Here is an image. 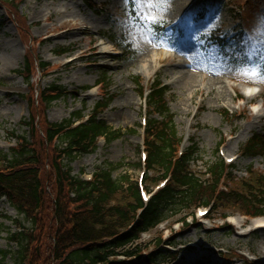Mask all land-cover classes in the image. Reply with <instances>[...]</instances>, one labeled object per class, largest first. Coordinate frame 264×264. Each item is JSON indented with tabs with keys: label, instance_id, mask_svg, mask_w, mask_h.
<instances>
[{
	"label": "rangeland",
	"instance_id": "1",
	"mask_svg": "<svg viewBox=\"0 0 264 264\" xmlns=\"http://www.w3.org/2000/svg\"><path fill=\"white\" fill-rule=\"evenodd\" d=\"M0 2L4 3L0 5V153L17 145L15 136L27 133L22 121L29 116L48 123H60L79 111L88 116L103 92H107L113 100L98 118L122 134L109 144L98 140L93 153L71 163V173L84 180L106 164H121L112 177L136 181L145 139L140 121L143 117L148 122L153 118L160 120L149 107L146 109L140 97L147 96L149 86L157 80L168 87L166 102L177 137L182 138L185 150L193 144L198 149L191 168L203 173L218 157L226 164L232 159L234 171L222 185L238 193L243 190V183L237 178L247 179L249 175L245 173L249 171L254 179L261 178L260 191L264 193V160L258 156L244 157L242 151L253 133L264 136V122L259 119L264 116L261 106L264 81L242 75L240 62L226 57L217 41H227L234 48L238 45L242 56L249 34L258 20L264 19V0H171L167 12L158 13L161 23L152 32L142 30L132 21V5L126 6L123 0H90L89 6L82 0ZM6 2L14 3L15 8ZM60 14L64 19L77 21L78 26L46 41L45 33L59 22ZM14 20L23 21V30L28 33L26 39H22ZM186 22L189 30L184 28ZM85 27L87 35L80 32ZM88 36L96 49L86 52L74 64L68 63L86 48L93 47ZM100 42L111 49L108 57L99 56L103 46ZM257 48L261 49L257 56L264 53L259 44ZM29 55L34 65L39 61L46 67L39 71L31 66L32 79L26 82L25 59ZM179 62L199 66L193 70L197 80L193 92L178 85L177 71H182L176 67ZM103 78H107L106 82ZM133 78L139 79L143 95L139 94ZM215 79L217 83L212 88ZM51 84L61 86L65 95L48 109L42 106L32 111L34 92ZM246 85H256L260 90L247 98L243 95ZM217 91L222 92L221 97L216 95ZM240 97L242 101H238ZM223 111L229 114L227 118ZM37 126L42 128V123ZM51 151L50 146L47 150L50 156ZM146 176L144 187L155 192L159 184L152 186L151 171ZM252 189L258 188L252 186ZM252 204L251 201L249 205ZM192 212L191 209L176 216L168 214V221L142 234L129 249L138 247L145 257L159 243L160 248L169 252L160 264H250L243 262L252 258L247 253L251 250L254 257H262L252 264H264V232L248 234L250 221L254 220L246 218L244 225L237 226L239 219H244L231 201L214 203L204 218L190 217ZM222 216L229 218L222 221ZM1 217L6 218L0 219V249H15L9 246L7 236L15 230L13 221L17 215L4 198L0 199ZM183 218H187V226L181 222ZM164 241L174 246L162 245ZM118 259L125 260L122 256ZM4 263L15 264V260L7 258Z\"/></svg>",
	"mask_w": 264,
	"mask_h": 264
},
{
	"label": "trees",
	"instance_id": "2",
	"mask_svg": "<svg viewBox=\"0 0 264 264\" xmlns=\"http://www.w3.org/2000/svg\"><path fill=\"white\" fill-rule=\"evenodd\" d=\"M82 1L90 5L89 0ZM13 4L8 3L15 8ZM22 22L14 20L22 39H26L28 33L23 30ZM222 49L229 57L240 60L227 45ZM33 65L31 56H27L26 82L32 79L29 68ZM34 67L42 71L46 64L38 61ZM133 83L142 95L139 79L133 78ZM63 90L51 84L34 92V101L30 103L32 111L42 106L48 109L65 95ZM167 91L166 86L155 80L147 96L149 109L160 120L153 118L147 125L146 167L154 176L153 185L166 177L168 182L146 204L141 200L136 182L127 177H112L121 164L98 168L89 181L71 173V163L93 153L99 139L109 144L122 134L98 118L113 100L109 93L103 92L102 99L95 103L85 121L80 111L60 123L36 121L33 115L22 121L27 133L15 136L17 145L0 153V199L4 198L17 215L13 221L15 230L9 231L7 236L9 246L15 249H0V264H5L7 258L15 260V264H140L142 261L160 264L168 252L160 248L159 243L145 257L138 247L129 249L128 246L137 241L141 233L165 221L168 214L176 216L181 211L209 205L211 201H231L253 217L264 215L261 178L254 179L250 175L249 179L238 181L243 183V190L223 192L219 185L227 179L232 166L216 158L206 167L208 178L203 179L205 175L190 166L198 152L196 144L177 156L180 138L165 100ZM223 112L227 118V113ZM76 122L79 123L74 126ZM38 123H42V128L38 129ZM50 146L51 156L47 153ZM243 150L245 157L264 159V136L254 133ZM251 201L253 204L249 205ZM182 220L187 225L185 219ZM1 227L0 223V233ZM120 256L125 260H119Z\"/></svg>",
	"mask_w": 264,
	"mask_h": 264
},
{
	"label": "snow or ice",
	"instance_id": "3",
	"mask_svg": "<svg viewBox=\"0 0 264 264\" xmlns=\"http://www.w3.org/2000/svg\"><path fill=\"white\" fill-rule=\"evenodd\" d=\"M123 3L132 5V21L140 25L142 30L152 32L161 23L158 13L167 12L171 0H123ZM261 37H264V19L258 20L249 34L248 44L239 61L241 74L251 80L264 81V53L260 54L258 60L254 59L261 50L257 45L264 48Z\"/></svg>",
	"mask_w": 264,
	"mask_h": 264
},
{
	"label": "bare ground",
	"instance_id": "4",
	"mask_svg": "<svg viewBox=\"0 0 264 264\" xmlns=\"http://www.w3.org/2000/svg\"><path fill=\"white\" fill-rule=\"evenodd\" d=\"M189 4V3H188ZM193 5H191L190 7H192ZM190 11V9H189ZM45 19L48 21L50 19V16H46ZM67 19V18H66ZM64 19V16L63 14H60V20L57 24L55 25H52V28L47 31L45 33V37L46 38V41H52L54 40L55 38H58L60 37L61 35H64L65 33L69 32L72 28L74 27H77L78 26V22L77 21H73V20H69V19ZM82 31H80L82 34H86L87 33L85 32L87 30V28H81ZM88 39L90 40V43L91 45H93V47H90V48H86L85 50H83L81 52V54L77 55L74 60L71 62V64H74V62H76L77 60H80L82 59L83 55L88 52V51H92V50H95L96 47H95V44L93 42V40H91L92 38H90L88 36ZM39 43H41L42 41L41 40H38ZM96 43V42H95ZM182 50H183V46H181ZM99 56H104V57H108L109 55V50L106 48V47H101L99 49ZM176 67H179L182 69V71H177V74L179 75L178 78H177V82H178V85L181 87V89H187L188 91L190 90L191 92H193L194 90L193 87H196L194 85H196L195 83L197 82L196 80V74L193 73V70L196 71L198 70V67L196 64H193L192 62L188 63V64H184L183 62H179L177 64ZM212 73V71H211ZM217 79L215 80H212V88H214V85L217 83L216 81ZM210 89V88H209ZM225 92V91H224ZM226 94V93H225ZM218 97H221L222 96V92L221 91H217V94H216ZM263 108H264V102H262V105H261ZM260 121L261 122H264V116H261L260 118ZM245 224V221L244 220H239V222H237V226L241 227L242 225ZM250 226H251V231L248 233V234H251V233H255V232H264V219L262 220H256V221H252L250 222ZM250 253L252 255H255L253 254V252L251 250H249ZM264 256V254H263ZM256 261L259 262L261 261V258L260 256H257L256 257ZM259 258V259H258ZM264 259V258H263Z\"/></svg>",
	"mask_w": 264,
	"mask_h": 264
}]
</instances>
